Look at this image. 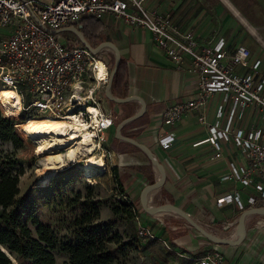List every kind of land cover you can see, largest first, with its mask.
<instances>
[{"label":"built area","instance_id":"obj_1","mask_svg":"<svg viewBox=\"0 0 264 264\" xmlns=\"http://www.w3.org/2000/svg\"><path fill=\"white\" fill-rule=\"evenodd\" d=\"M105 15L149 30L154 45L195 79L192 97L164 109L158 126L159 145L168 149L174 140L166 125H174L185 113L196 111L198 122L209 132L202 141L215 149V155L220 156L222 143H227L237 147L244 159L237 164L230 162L223 179L239 181L254 191L248 203L259 199L264 202L261 60H251L250 48L242 43L233 50L223 38L213 45L200 43L192 29L181 28L169 15L148 7L147 0H0V28L6 30L0 34V85L16 91L21 101L19 115L25 119L69 115L90 122L91 106L98 110L99 119L94 125V140L97 144L105 141V132L115 126L117 117L103 104L111 65L100 56L102 49L94 52L78 37L66 42L54 32L65 27L71 31V26L81 30L84 16L101 20ZM215 94L219 95L209 121L208 108ZM223 202H235L239 209L245 207L237 193L217 199V203ZM140 222L137 236L141 242H164L162 236ZM184 264L227 263L225 254L214 250L187 256Z\"/></svg>","mask_w":264,"mask_h":264},{"label":"crops","instance_id":"obj_2","mask_svg":"<svg viewBox=\"0 0 264 264\" xmlns=\"http://www.w3.org/2000/svg\"><path fill=\"white\" fill-rule=\"evenodd\" d=\"M147 5L169 15L181 28L192 29L202 44L213 45L222 38L230 50L240 43L245 44L251 50V60L259 58L262 66L264 0H147ZM100 23L102 39L116 44L124 62L118 91L125 96H137L145 104L143 112L125 122L121 133L145 144L166 169L165 182L150 191L148 202L152 205L173 202L205 230L219 237L237 238V216L242 209L235 202L219 204L217 199L237 193L244 208L264 207L260 199L254 204L248 203V197L254 191L245 188L239 181L223 179L229 171L230 162H244L239 149L222 143V154L216 156L215 149L202 141L209 132L207 126L198 122L196 111L185 113L174 125H166L174 136L170 148L163 149L158 143V126L164 109L195 94L193 75L174 65L154 45L149 30L132 26L111 15H105ZM255 50L259 51L253 56ZM218 95H214L208 108L209 121L213 118ZM114 105V112L120 121L139 112L142 106L138 99L114 102ZM116 125L105 132L106 152L113 165L121 169L120 177L127 183L131 197L138 201L142 186L156 180L159 172L139 146L116 137ZM140 217L143 224L151 226L158 236L173 245L183 263L186 262L185 254L200 255L217 250L225 254L227 264H264V254L256 253L259 248L264 251V215L252 213L245 217V238L237 245L208 240L171 210L150 215L141 209ZM234 224L236 229L227 233V227Z\"/></svg>","mask_w":264,"mask_h":264},{"label":"rangeland","instance_id":"obj_3","mask_svg":"<svg viewBox=\"0 0 264 264\" xmlns=\"http://www.w3.org/2000/svg\"><path fill=\"white\" fill-rule=\"evenodd\" d=\"M5 31V29L0 28V34L6 33ZM56 34L58 38L66 42L78 37L66 28L61 29ZM258 51H253L252 55H257ZM113 54V50L108 46L102 48L100 52V56L111 67L114 63ZM261 70L264 72V58H262ZM1 93L2 90L0 95ZM103 104L105 110L116 115L113 101L105 98ZM19 117L21 115L13 118ZM114 120L116 125L120 118L117 116ZM106 149L107 146L103 141L95 151L96 154L99 152L105 154V172L85 176L80 168L72 165L56 172L46 183H41L44 166L40 164V160L43 155L36 154L33 143L25 139L15 127V120L9 118L3 108L0 110V187L10 178L14 188L18 190L15 196L16 206L22 219L25 220L29 214H33L40 223L51 226L55 244V248L52 249L55 258L54 264H65L69 261L70 256L68 251L64 250V246L65 244H76L82 235L73 222L77 217L86 213L92 204H96L99 210L98 219L93 221L92 228L109 236L115 233L124 235L126 229V224L120 219V215L113 214L112 207L130 202L138 206V201L132 198L127 190V183L122 181L121 185L117 184L116 176L121 172V169L118 167L114 169L115 165H113ZM83 159V156L77 158L79 162H82ZM13 208L14 206L9 207L8 210ZM1 211L2 207L0 206ZM139 211L141 212V210ZM136 221L138 225L141 217L136 218ZM28 224L32 230V235L36 236V225L31 224V221H28ZM140 224H143L142 221ZM148 227L151 228L149 225ZM235 229L236 224L227 227L226 230L227 233H230ZM163 239L164 242L161 240L141 242L139 240L135 247L112 243L111 250L115 256V264H182L183 259L174 250L173 245L165 238ZM123 240L126 241L127 237L124 236ZM260 249L256 253L264 254V251ZM187 256L195 255H183L186 261ZM13 264L26 263L21 258H13Z\"/></svg>","mask_w":264,"mask_h":264},{"label":"trees","instance_id":"obj_4","mask_svg":"<svg viewBox=\"0 0 264 264\" xmlns=\"http://www.w3.org/2000/svg\"><path fill=\"white\" fill-rule=\"evenodd\" d=\"M82 23L81 31L91 46H96L103 40L100 20L84 16ZM123 68L124 62L121 59L114 74L111 88L112 92L119 96H125V93L118 91V86L122 81ZM0 110H2L1 104ZM13 117L9 116V118L15 120V127L25 139L33 143L22 130V125L27 122V118L25 119L23 115L17 119ZM114 169H117V167L114 166ZM118 175L116 176L117 184L121 185L122 179ZM17 193L18 190L14 188L13 181L10 178L0 187V206L2 207L0 212V224L2 225L0 227V264H13V258H21L26 264H54L55 258L52 249L55 248V244L51 226L40 223L33 214H29L23 220L16 206L15 196ZM12 206L14 208L8 210ZM139 210L141 209L132 202L113 206V214L120 215V219L126 224V229L124 235L115 233L109 236L92 228L93 221L97 220L99 215L98 206L92 204L86 213L77 217L73 222L82 235L76 244H65L64 250L68 251L70 256L69 261L65 264H115V256L111 250L112 243L135 247L139 242L136 221ZM28 221L36 225V236L32 235ZM124 236L127 237L126 241L123 240Z\"/></svg>","mask_w":264,"mask_h":264},{"label":"bare ground","instance_id":"obj_5","mask_svg":"<svg viewBox=\"0 0 264 264\" xmlns=\"http://www.w3.org/2000/svg\"><path fill=\"white\" fill-rule=\"evenodd\" d=\"M1 90L0 103L5 114L18 116L21 101L16 91L4 86L0 87V92ZM89 110L92 112L90 122H86L78 116L69 115L64 118L52 116L36 118L32 116L28 117L27 122L22 125V130L35 145L36 154L43 155L40 160V164L44 166L41 183H46L56 172L72 165L80 168L85 176L105 172V154L103 152L95 153L96 148L101 145L94 140V136H96L94 125L99 122L98 110L91 106ZM79 156H83L82 162L77 160ZM238 234L240 235V232L237 228V237Z\"/></svg>","mask_w":264,"mask_h":264},{"label":"water","instance_id":"obj_6","mask_svg":"<svg viewBox=\"0 0 264 264\" xmlns=\"http://www.w3.org/2000/svg\"><path fill=\"white\" fill-rule=\"evenodd\" d=\"M65 28H67V27H65ZM68 28H70V30L73 31L78 36V38L82 44H84L86 47H88L89 49H91L94 52H97L99 49H102L106 46L110 47L113 50L115 58H114L113 66L111 67V70H110L109 81L106 84L105 89H104V96L108 100H111L115 103H123V102H126V101L131 100V99H138L141 102L142 106H141V109L139 110V112L124 118L123 120H121L116 125L115 135H116V137L125 139L128 142L139 146L142 149V151L144 152V154L146 155L147 159L158 169L159 177L156 180H154L152 182H148L145 185H143L139 191L138 204H139L140 208L143 210V212L150 214V215H154V214H157L163 210L170 208V209H172L171 211L175 212L176 214H178L179 216L184 218L190 226H192L193 228L198 230L208 240H210L212 242H217V243L227 244V245H237L240 242H242L245 238V226H244L245 217L248 214H252V213L264 215V207H251V208L247 207V208L242 209L237 216V228L239 229L240 235L237 238L232 239V238L219 237V236L205 230L186 211H184L182 208H180L178 205H176L173 202L165 201V202H161V203L155 204V205H152L148 202L147 197H148V194L150 193V191H152L153 189L163 185V183L165 182L166 169H165L164 163L161 162L160 160H158L156 158V156L154 154H152L151 150L145 144H143L140 141L133 140L130 137H127L121 133V127L125 124V122L137 117L141 112H143L145 109V104L137 96L128 95L125 97H118L111 92L112 80H113L114 74H115V72L119 66L120 60H121V54H120L119 48L116 46L115 43H113L111 41H102V42L98 43L96 46H91L90 43L84 37L81 30L77 29L74 26H71ZM61 29H64V28H61ZM61 29L54 30V32L57 33Z\"/></svg>","mask_w":264,"mask_h":264}]
</instances>
